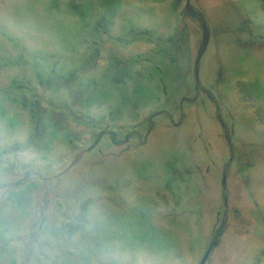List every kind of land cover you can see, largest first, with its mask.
Masks as SVG:
<instances>
[{
  "label": "rangeland",
  "instance_id": "rangeland-1",
  "mask_svg": "<svg viewBox=\"0 0 264 264\" xmlns=\"http://www.w3.org/2000/svg\"><path fill=\"white\" fill-rule=\"evenodd\" d=\"M203 263L264 264V0H0V264Z\"/></svg>",
  "mask_w": 264,
  "mask_h": 264
},
{
  "label": "water",
  "instance_id": "water-1",
  "mask_svg": "<svg viewBox=\"0 0 264 264\" xmlns=\"http://www.w3.org/2000/svg\"><path fill=\"white\" fill-rule=\"evenodd\" d=\"M210 253V252H209ZM209 256V254L207 255V257ZM204 264V263H203Z\"/></svg>",
  "mask_w": 264,
  "mask_h": 264
}]
</instances>
